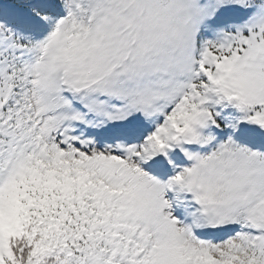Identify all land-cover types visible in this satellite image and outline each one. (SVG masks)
I'll use <instances>...</instances> for the list:
<instances>
[{
    "label": "snow or ice",
    "instance_id": "obj_1",
    "mask_svg": "<svg viewBox=\"0 0 264 264\" xmlns=\"http://www.w3.org/2000/svg\"><path fill=\"white\" fill-rule=\"evenodd\" d=\"M0 264H264V0H0Z\"/></svg>",
    "mask_w": 264,
    "mask_h": 264
}]
</instances>
